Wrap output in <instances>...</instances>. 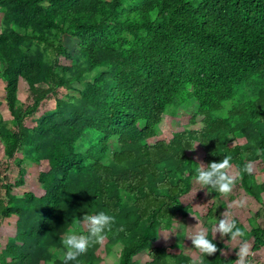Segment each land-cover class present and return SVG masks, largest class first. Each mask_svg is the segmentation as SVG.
<instances>
[{
  "label": "trees",
  "instance_id": "trees-1",
  "mask_svg": "<svg viewBox=\"0 0 264 264\" xmlns=\"http://www.w3.org/2000/svg\"><path fill=\"white\" fill-rule=\"evenodd\" d=\"M0 16V80L12 117L0 115L4 154L47 166L41 197H17L0 180V220L17 218L0 264H61L62 235L99 210L115 217L105 240L107 251L121 245L119 264H138L144 252L148 264H189L152 245L192 210L183 200L194 193L198 149L205 167L230 155L233 189L262 203L264 172L243 166L264 165V0H0ZM65 38L76 41V57ZM51 99L55 108L37 117ZM190 109L189 125L200 118V130L150 144L167 117ZM19 173L16 188L25 185ZM241 228L253 253L264 248V227ZM207 237L218 250L199 264H234ZM101 247L80 264H100Z\"/></svg>",
  "mask_w": 264,
  "mask_h": 264
},
{
  "label": "rangeland",
  "instance_id": "rangeland-1",
  "mask_svg": "<svg viewBox=\"0 0 264 264\" xmlns=\"http://www.w3.org/2000/svg\"><path fill=\"white\" fill-rule=\"evenodd\" d=\"M1 19V16H0ZM64 46L67 48L71 56L76 57L78 54L76 41H68L67 38L63 41ZM65 64V61L62 60ZM6 82L0 80V115L4 121L10 122L12 117L9 111L5 108L6 106V95H5ZM82 89V86H78ZM64 91H60V98L64 96ZM19 98L21 101L27 105L31 104L30 93L27 86H22L20 89ZM54 99L48 100L43 103L40 107L37 117L46 112L52 111L55 108ZM193 109L187 111H179L177 117H167L160 125V132L158 137L150 140V144H154L158 141L169 142L172 135L178 133L182 128H189L191 130H200L201 119L196 120V125L190 127V119L192 117ZM194 158L199 164H204V154L202 150L198 149ZM23 155L21 153L16 155V159L8 160L4 154V145L0 141V180L3 183L11 184L13 188V194L17 197H23L25 193L32 192L36 196L41 197L45 194L39 183V174L46 171L47 166L45 164L41 166L32 165L30 162L23 159L20 166L16 163L17 160H22ZM254 172L253 174H259L264 172V165L260 162L253 164ZM24 170V183L25 185L20 188L15 187V183L21 178L20 170ZM260 182H264V177H261ZM0 199L7 201L5 196V191L0 187ZM244 199L246 201L243 207H235L231 205L232 200ZM183 203L186 206H191L192 210L188 213L186 218L180 219V221L172 228L175 229L174 233H162L160 239L152 245V248H167L170 252L174 254L182 253L190 258L189 264H199L201 261V253L193 249L194 246L191 243V239L188 237L180 236L181 229L188 234L199 231L201 229L205 230L206 235L212 234L213 239L216 240L223 248L221 254L224 257L236 256V242L228 241L226 236L221 237L219 233L213 231V227L217 220L223 218V213L227 211L230 218H236L239 225L243 227L247 233H250L254 227H264V197L262 203L257 202L255 199L247 195L241 187L233 189V191L226 196L221 198L214 197L211 193L207 192V189H201L200 186L194 183V193L185 198ZM210 213V214H209ZM16 217L10 219L0 220V254L4 251L6 245L9 243L10 239L15 235L16 232ZM85 226L74 225L70 231L85 233ZM251 247V253L253 258H258L257 255L252 252L254 240L249 239ZM107 240H104L102 247L99 251L102 257V262L100 264H119V254L121 250V245L118 244L107 251ZM59 260L63 251L59 250L56 252ZM134 261L138 264H148L150 259L146 252L139 254L135 257ZM53 264V263H48Z\"/></svg>",
  "mask_w": 264,
  "mask_h": 264
},
{
  "label": "clouds",
  "instance_id": "clouds-1",
  "mask_svg": "<svg viewBox=\"0 0 264 264\" xmlns=\"http://www.w3.org/2000/svg\"><path fill=\"white\" fill-rule=\"evenodd\" d=\"M195 143L189 149L196 148ZM231 156L224 155L218 162H211L206 167L203 164H196L194 170V183L198 184L201 189H207V192H215L216 194L229 195L236 183V177L230 174ZM243 172L252 175L254 167L252 162H248L243 166ZM246 201L244 199L232 200L231 205L235 207H243ZM81 224L86 227V233L79 231H68L61 237V244L63 253L61 256V264H80V258L92 247L94 244H102L112 230L115 224V217L108 214L104 210H99L94 214H85L80 218ZM163 226V225H162ZM123 231V227L120 228ZM169 233H174L175 229L168 230ZM215 233H219L221 237L228 236V240L236 242V259L234 264H252V253L245 231L237 225L235 219L230 218L227 211L223 213V218L217 220L213 227ZM180 236L188 237L197 250L203 256H210L217 252V245L213 240L209 239L205 230L193 232L191 234L185 233L182 229Z\"/></svg>",
  "mask_w": 264,
  "mask_h": 264
},
{
  "label": "crops",
  "instance_id": "crops-1",
  "mask_svg": "<svg viewBox=\"0 0 264 264\" xmlns=\"http://www.w3.org/2000/svg\"><path fill=\"white\" fill-rule=\"evenodd\" d=\"M226 238H227V236H226ZM255 254H258L257 255L258 258L251 257L252 264H264V248L258 252H255Z\"/></svg>",
  "mask_w": 264,
  "mask_h": 264
}]
</instances>
